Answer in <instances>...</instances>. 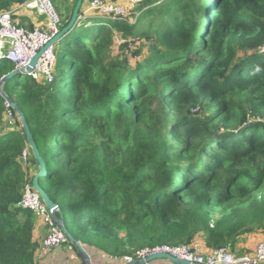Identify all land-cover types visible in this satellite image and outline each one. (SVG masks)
<instances>
[{
    "label": "trees",
    "instance_id": "trees-1",
    "mask_svg": "<svg viewBox=\"0 0 264 264\" xmlns=\"http://www.w3.org/2000/svg\"><path fill=\"white\" fill-rule=\"evenodd\" d=\"M26 1L0 0V10ZM140 8L134 24L81 19L53 82L23 74L5 83L45 160L40 184L94 264L102 252L199 240L233 252L243 233L264 226V0ZM148 16L157 17L154 35L141 27ZM112 25L134 41L145 34L150 54L134 65L112 56ZM14 68L0 62V80ZM5 104L0 93V123ZM15 115L17 129H0V264H39L38 217L20 206L39 166Z\"/></svg>",
    "mask_w": 264,
    "mask_h": 264
},
{
    "label": "built area",
    "instance_id": "built-area-1",
    "mask_svg": "<svg viewBox=\"0 0 264 264\" xmlns=\"http://www.w3.org/2000/svg\"><path fill=\"white\" fill-rule=\"evenodd\" d=\"M84 6L85 15L83 17L91 13L103 18L127 21L131 15L129 5L109 2L108 0H89ZM19 8L35 10L39 15H45L46 17L44 22L28 28L16 22L13 14L14 10H0V62L10 61L15 64V69L26 70L32 58L59 32L62 26V18L55 9L52 0H28L19 4ZM54 47L55 45L49 47L42 54L38 64L31 71H26L23 74L36 80L51 83L55 78L53 71L56 63ZM5 107L9 118L14 122V109L7 101ZM27 155L23 154L25 162H28ZM20 206L32 210L47 225L48 234L42 241L44 248L53 249L69 244L67 235L54 218L52 211L43 201L39 192L33 188L32 183L26 184ZM69 246L72 247L70 244ZM160 252L169 253L200 264H258L264 260V239L258 242L253 256L243 258L238 257L225 247L202 252L197 244L145 247L137 250L134 254L121 257L108 254L102 255L110 257L113 262L118 264H126Z\"/></svg>",
    "mask_w": 264,
    "mask_h": 264
},
{
    "label": "rangeland",
    "instance_id": "rangeland-1",
    "mask_svg": "<svg viewBox=\"0 0 264 264\" xmlns=\"http://www.w3.org/2000/svg\"><path fill=\"white\" fill-rule=\"evenodd\" d=\"M52 1H53V5H54L55 9L57 10L58 14L61 15V18L62 19L68 18L70 15V12H71V8H73V1L74 0H72V1H70V0H52ZM108 1L114 2V3H119V4H125V5L130 6L131 10L129 13H131V15L127 21L130 24L136 23V21L139 20V18H141L143 16V13L146 11V8H144V9L140 8L141 0H135V1L134 0H117V1L108 0ZM41 18L43 21L46 20V17L43 15L41 16ZM152 20L156 21L157 17L148 16L146 19H144L142 21L141 27H142V30H145V31L152 33L154 35L155 27H153V26L150 27V22ZM16 22H18V21L16 20ZM108 23H112V20L111 21L109 20ZM19 24L22 26H25L21 23H19ZM112 28H113V25H112ZM112 30H113L114 36H115V42H114V45L111 49L112 56L119 57V58H127L129 60V62L134 65L137 62L141 63L150 54L149 40L145 34L143 35L142 38L140 37L134 41L133 37L125 38L124 36H122V34L120 32L115 31V27ZM154 38H156V37H154ZM65 42H66V37L63 40L56 43V45L54 47V52H55L56 56L59 52L62 51L63 46L65 45ZM138 50H141L142 52L139 54L136 53ZM55 70L56 69L54 66L53 67L54 75L56 74ZM42 81L44 83H47V81H44V80H42ZM2 120L3 121L0 123V129H2V128L3 129H9V130L14 129V128L17 129L18 125L16 123L17 122L16 115L14 117V122H12L11 119L9 118L7 112H6V115L4 114ZM20 120H21V118H20ZM21 128H22V123H21ZM23 154H26V155L28 154L27 148L24 150ZM27 156H28L27 161H30L32 156H29V155H27ZM23 164L27 165L28 163H26L24 160ZM31 170L33 171L32 172L33 174H36L39 171V168L37 169V166L32 163L31 164ZM263 239H264V226L263 227L260 226L253 231L243 233V235L241 236V238L237 242L235 250L231 247L230 248L233 250V253L236 254L238 257L243 258V257H248L250 255L253 256L254 252L256 250L257 243ZM198 242H200V241H198ZM65 246H66V248L62 249L63 251L61 250L59 252H54L52 249H47V248L45 250H42L41 252H39L37 255L38 259H39V264H48V261H46L47 259H49V260L52 259L53 260L52 264H82V260L77 256L76 251L74 250L75 252H72L71 254H67L68 252H70L69 251L70 246L68 244H65ZM72 249H74V248L72 247ZM101 258H102L101 261L103 262V264H118L116 262H113L111 260V258L108 256L104 257L103 255H101ZM153 261H156V260H153ZM160 261L168 262L169 260H160ZM153 263L154 262H152L151 264H153Z\"/></svg>",
    "mask_w": 264,
    "mask_h": 264
},
{
    "label": "water",
    "instance_id": "water-1",
    "mask_svg": "<svg viewBox=\"0 0 264 264\" xmlns=\"http://www.w3.org/2000/svg\"><path fill=\"white\" fill-rule=\"evenodd\" d=\"M84 2H85V0H77L76 4L74 6V9H73L72 15H71V19L69 20L68 24L65 25L54 37H52V39L48 42V44H46L43 48L40 49V51L32 58L30 65L27 67L26 70L14 69L13 71L9 72L8 74L4 75L1 78V80H0V93L3 96V98L7 102L10 103V105L13 107V109L16 111V113L21 118L22 129H23V132L26 136V142L29 145V147L31 148V151H32L34 158L38 162L39 171L36 174H34L33 179H32V185H33L34 189L39 192L43 201L47 204L49 209L52 211L54 218L57 220V222L59 223V225L63 229L64 233L67 235L69 241L76 246L77 250L79 251V253L82 257L84 264H94L92 261L90 253L86 250V248L83 246V244L77 238H75L69 232V230L66 228L64 212L61 210L59 205L50 198L48 193L41 186L40 179L47 172L45 160L42 157V154H41V152L37 146V143L34 139V136L32 134V131H31L30 126L28 124V121L26 119L25 113L22 111L20 105L16 101H14L11 97H9L6 94L5 89H4V85L7 81H9L10 79H12L18 75H22L26 71H31L38 64L42 54L49 47H51L52 45H55L56 43L61 41L63 38H65L67 36V34L70 31H72V29L78 24L79 20L81 19L80 11H81V8H82ZM156 259L169 260L173 264H200V263H197L194 261L187 260L185 258L173 256L172 254L165 253V252L155 253V254L147 256L146 258L137 259L133 262H129L126 264H146V263H150L151 261L156 260Z\"/></svg>",
    "mask_w": 264,
    "mask_h": 264
},
{
    "label": "crops",
    "instance_id": "crops-1",
    "mask_svg": "<svg viewBox=\"0 0 264 264\" xmlns=\"http://www.w3.org/2000/svg\"><path fill=\"white\" fill-rule=\"evenodd\" d=\"M70 1H72V0H70ZM11 10H14V12H13L14 19H16L19 23L25 25L26 27H29V28H30V26H33L34 27L35 25H38V24L44 22L42 20V18H41L42 15H39L35 10H32L31 11L29 9L28 10L22 9V8H19V5L14 6ZM43 16H45V15H43ZM47 234H48V227H47V225L44 223V221L41 218L38 217V221H37L36 229H35V233H34V238L37 241V243L39 244V248H38V251H37V255L42 250H45L46 249V248L43 247L42 241L46 237ZM199 241L200 242H196L195 244H197L199 246V250L200 251L206 252L207 249L203 245V242L201 240H199ZM62 246L57 247V248H53L52 250L54 252H59L62 249L66 248L65 244L62 245ZM69 251L70 252H68L67 254H71L72 252H75L74 249H72V247H70V250ZM102 254H106V253L102 252ZM160 260L161 259H159L158 261L157 260L154 261L153 264H173L170 261L163 262V261H160ZM162 260H165V259H162ZM46 261H48V264H52V262H53L52 259L51 260L47 259ZM82 264H83V262H82Z\"/></svg>",
    "mask_w": 264,
    "mask_h": 264
},
{
    "label": "clouds",
    "instance_id": "clouds-1",
    "mask_svg": "<svg viewBox=\"0 0 264 264\" xmlns=\"http://www.w3.org/2000/svg\"><path fill=\"white\" fill-rule=\"evenodd\" d=\"M87 1H89V0H85V2L83 3V6H82V8H81V11H80L81 19L84 18V17H83V16L85 15V13H84L85 6H84V5H85V3H86ZM31 11H32V10H31ZM88 15H94V14H91V13H90V14H88ZM88 15H87V16H88ZM60 16H61V15H60ZM81 19H80V20H81ZM105 19H107V20H112V19H108V18H105ZM80 20H79V22H80ZM127 21H128V20H127ZM28 28H29V27H28ZM62 28H63V23H62V26L60 27V30H61ZM60 30H59V31H60ZM55 45H56V44H55ZM14 69H15V68H14ZM12 108H13V107H12ZM14 112H16V111L14 110ZM33 188H34V187H33ZM68 240H69V239H68ZM69 244L72 246V243H71L70 241H69ZM69 244H68V245H69ZM73 245H74V244H73ZM72 247H73V246H72Z\"/></svg>",
    "mask_w": 264,
    "mask_h": 264
}]
</instances>
